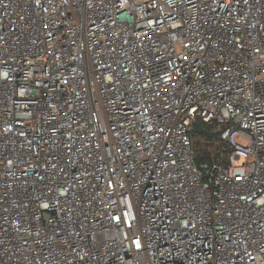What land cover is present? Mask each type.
I'll use <instances>...</instances> for the list:
<instances>
[{"label":"built area","instance_id":"1","mask_svg":"<svg viewBox=\"0 0 264 264\" xmlns=\"http://www.w3.org/2000/svg\"><path fill=\"white\" fill-rule=\"evenodd\" d=\"M0 264H264V0H0Z\"/></svg>","mask_w":264,"mask_h":264},{"label":"trees","instance_id":"2","mask_svg":"<svg viewBox=\"0 0 264 264\" xmlns=\"http://www.w3.org/2000/svg\"><path fill=\"white\" fill-rule=\"evenodd\" d=\"M206 129H209L210 126H205ZM203 136L194 134L193 137V149L195 151L196 162L198 164L202 162H212L218 161L219 156L217 154V149L214 143L210 144L207 142Z\"/></svg>","mask_w":264,"mask_h":264},{"label":"water","instance_id":"3","mask_svg":"<svg viewBox=\"0 0 264 264\" xmlns=\"http://www.w3.org/2000/svg\"><path fill=\"white\" fill-rule=\"evenodd\" d=\"M193 131H194L195 134L202 135V136H204L206 138H218L219 133H220L218 131H216V132H208L207 130H205L202 126H200L197 123L193 124Z\"/></svg>","mask_w":264,"mask_h":264},{"label":"rangeland","instance_id":"4","mask_svg":"<svg viewBox=\"0 0 264 264\" xmlns=\"http://www.w3.org/2000/svg\"><path fill=\"white\" fill-rule=\"evenodd\" d=\"M241 162H242V160L241 161H238L237 164H240Z\"/></svg>","mask_w":264,"mask_h":264}]
</instances>
